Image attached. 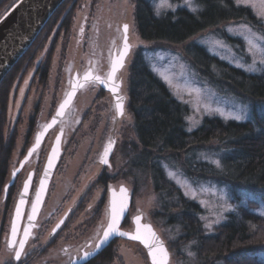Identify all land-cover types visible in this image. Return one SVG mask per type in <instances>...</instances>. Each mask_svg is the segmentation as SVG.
<instances>
[{"label":"rangeland","instance_id":"1","mask_svg":"<svg viewBox=\"0 0 264 264\" xmlns=\"http://www.w3.org/2000/svg\"><path fill=\"white\" fill-rule=\"evenodd\" d=\"M17 1L0 0V17ZM76 1L73 0L68 12H70ZM234 1L237 5L251 8L261 19L264 26V0ZM152 3L155 6L156 13L159 12L160 15L168 11H177L179 8H186L192 12L200 8L195 0L177 2L172 0H152ZM77 5L70 29L59 32L56 27L50 39L34 47L35 49L33 48L34 50L26 58L23 68L21 67L22 70L19 72L18 77L9 86L8 123L4 133L6 137H9L13 132H16L17 137L15 149L9 163V176L0 194V264H20L14 260L15 252L10 250L8 246L11 222L20 194V188L17 186L9 190V194L12 191L14 193L11 201L12 205H7L8 201L6 202V198L8 199V196H5V186L10 182L12 172L17 170L21 161L26 157V151H28L29 147L31 148L34 145L37 133L42 131L54 116L57 107L69 90L74 74L77 71L82 74L92 68L94 66L91 62L93 57L104 58L103 61L106 64L104 68L106 71H110L114 52L117 51L119 53L122 46L124 36L122 26L124 24L129 25V42L133 46L131 54L127 58L126 66L117 75V82L120 80L123 82L121 93L127 96L126 113L122 119L117 120L114 104L112 115L109 118L113 120L115 118V122L107 123L106 119L108 116L104 117L98 127L94 128L93 132H90L91 136L99 144L96 152L93 149L91 150L94 140L92 142L87 137H81L79 145L78 143H71L76 149L74 157L69 163L74 162V165L70 166V171L66 173L67 175L59 188L57 186L51 190L47 204L38 219L37 226L43 220L50 219L51 213L47 210L52 207L51 203L60 205L65 200L66 203L64 205L68 207L74 204L81 197L77 194L80 192L82 185L89 187L91 184L86 198H90L92 203L103 198L104 186L101 180L103 181L104 178L101 175L102 167L101 169L99 168V165L102 164H99L100 162L98 163V161L102 159L108 144L113 142L112 157L114 162H111L110 169L118 177L111 174V177L115 178L108 180L109 183L107 181V185L112 187L111 184L113 183H110L112 181H115L114 184L121 183L120 186L133 190L131 192L134 194L136 203L145 208L144 212L146 214L152 216V214L159 212L160 202L155 192L154 182L151 178L147 179L141 176L135 169L131 171L129 166V158L133 153L135 154L139 151V145L137 135L136 133L134 135L132 130L133 117L128 107V78L133 60L140 51L153 72L169 87L173 96L189 107L190 113L186 118L189 131L198 129L207 116H216L226 121H248L254 118L252 107L245 100H242L232 91L227 90L226 87H216L208 78H203L199 70L189 62L188 57L192 60L194 58L187 51L190 45L203 47L209 54L229 63L232 67L252 75H259L264 72V36L250 25L241 21H230L222 24L217 29L207 30L184 44L174 46L163 42H146L141 39L136 26V3L134 0H79ZM222 34L238 39L241 43L231 45L222 37ZM52 48H54L53 51ZM58 53L60 56L55 69V55ZM31 59L33 60L31 61ZM82 59L85 60L84 63L81 62ZM71 61H74V63L71 64ZM45 74L47 79L45 84H41ZM43 89L45 90L43 91ZM105 92L110 94L106 90L100 91L95 84H89L77 95V100L68 111L63 123L48 133L44 144L35 153V158H39L37 163L41 157L43 164L42 169L38 173L36 172V180L42 176L51 145L57 138L64 122L67 125L72 121L73 126L69 127V130L66 126V133L62 138L63 151L73 137L83 135L82 132H79L80 122L83 123L85 121L89 110L93 109L94 104L105 106L107 100L101 97ZM110 96L113 98L112 94ZM34 101L39 104L35 108L34 105L36 103L33 104ZM101 113L102 110H100ZM237 116L242 117V119H235ZM257 117L264 119V103L257 105ZM31 122H33L32 127ZM75 125H78V127H74ZM102 139H104V144H101ZM136 147H138L137 150ZM213 147L215 146L213 145ZM94 148L96 149V146ZM161 157L164 160L163 170L165 177L180 188L188 199L198 203L203 209L200 218L207 234L214 233L215 228L225 222L226 215L235 208L233 204L235 200H239L237 203L246 204L248 199H253L248 198L244 193H239L237 196L233 193L232 187L227 184L222 185L217 181L203 180L201 178L192 180L185 175L184 168L174 159L170 157L167 159L164 154ZM194 157L200 161L212 163L217 170H222L220 159L211 154L208 149H201L197 157L196 155ZM35 158L26 166V170L31 167ZM92 159H94V162L89 165L88 163ZM119 168L121 170L120 173ZM26 170L21 173L22 177H18L20 182L23 177L27 176ZM78 186V193L73 197L74 190ZM73 187L75 189L71 190ZM35 192L36 187L33 189L32 196ZM69 193H72L71 196H68ZM256 212L264 215V205L256 209ZM209 224L211 227H206ZM167 225L169 226V224ZM157 226L159 225L157 224ZM168 226L166 227L168 228L166 230L167 235L162 230L164 240L170 246L172 244L170 262L168 264H199L196 242L193 240L186 241V243L181 241L182 246L175 247V242H178V239L184 234L179 231V226ZM51 228L47 230L45 235V237L48 235V239L52 231ZM35 233L36 230L34 235ZM50 245L43 243L41 250L37 249L33 256L36 259L35 262L30 264H44L50 261V256L48 255L54 252ZM121 248L127 261H132L133 264H151L144 249L139 247V253H137L135 248H131L126 244H122ZM22 254L23 260L21 259V262H25L29 253L25 250ZM259 259L264 263V255H260Z\"/></svg>","mask_w":264,"mask_h":264},{"label":"trees","instance_id":"2","mask_svg":"<svg viewBox=\"0 0 264 264\" xmlns=\"http://www.w3.org/2000/svg\"><path fill=\"white\" fill-rule=\"evenodd\" d=\"M78 1L68 12L73 0H66L0 83V194L9 176V163L17 137L16 132L9 137L4 133L8 123L9 86L18 77L34 47L50 39L56 27L59 32L70 29ZM134 1L138 33L146 42L179 46L230 21L245 22L264 36L261 19L251 8L237 5L234 0H195L200 7L197 11L179 8L159 16L152 0ZM222 35L231 45L241 43L229 35ZM187 51L194 58L188 57L189 62L201 76L208 78L214 86L226 87L245 100L252 107L254 118L226 121L207 116L198 129L189 131L186 123L189 107L173 96L140 51L133 60L128 78V107L133 117L132 130L139 145V151L129 158L130 169L152 179L160 202V211L156 214H171L173 225L180 227L179 231L184 235L175 242V247H181V241H195L199 264H264L259 259L264 255V215L256 212L264 205V119L257 117V105L264 103V72L259 75L246 73L196 45H190ZM46 79L45 74L40 83L45 84ZM201 149H208L220 159L222 170L195 158ZM162 154L167 159H174L192 180L201 178L227 184L237 196L244 193L253 199H248L246 204L235 200V208L226 215L225 222L216 227L214 233L207 234L200 218L203 209L165 177ZM102 177L104 180L101 182L105 186L107 177ZM13 193L10 192L8 203ZM177 254L180 255L179 252Z\"/></svg>","mask_w":264,"mask_h":264},{"label":"flooded vegetation","instance_id":"3","mask_svg":"<svg viewBox=\"0 0 264 264\" xmlns=\"http://www.w3.org/2000/svg\"><path fill=\"white\" fill-rule=\"evenodd\" d=\"M59 56H60L59 53L55 55V58H56L55 69L57 68ZM103 60H104V58L99 59L98 57H93V61H91V62H92V64H94V66L90 69H92L93 72L97 75L107 77L109 72L105 70L104 66L106 64ZM86 61H87V59H86ZM81 62L84 63L85 60L82 59ZM73 63H74V61H71V64H73ZM110 66H111V64H110ZM77 73L81 76L85 72L80 74V72L77 71ZM92 84L97 85V87L100 89V91H104V89L101 88L100 85H98L97 83H92ZM44 90L45 89H43V91ZM110 94L105 92V94H103L101 96L105 100H107V103L105 104V106H99L97 104H94L93 109L91 111L89 110V113H88L87 117L85 118V121L83 123L80 122L81 126L79 129V132H82L83 135L82 136L78 135L77 137H73L69 141L70 143L68 144V146L64 147V151L62 149V156L63 157L61 156L62 160H59L61 162H58V165L56 167L53 179L50 183L48 193H47V197L44 201L41 212H43V209L45 208V205L47 204V200L49 198V194H50L51 190L57 186L59 188V186L64 181V177L67 175L66 173H68L70 171V166L74 165V162L69 163V161L72 160V158L74 157V151L76 149V148H74V145L71 143H78V145H79L81 137H83V138L87 137L92 142L94 140V144L91 147V150L93 149V151L96 152L99 148V144H98V142L95 141L94 137L91 136L90 132L91 131L93 132V129L98 127L100 121L104 117L108 116V118L106 119L107 123H114L115 122V118H114V120L109 118V116L112 115V108H113V105L115 104L114 99L110 96ZM76 100H77V98H76ZM76 100H75V102H76ZM35 103H36V105H34V108L37 105H39V104H37L38 102L34 101L33 104H35ZM108 105H110V106H108ZM114 109H116L115 105H114ZM100 110H102L101 114H100ZM116 116H117V114H116ZM117 120H120V119L117 118ZM66 126L68 127V130H69V127L73 126V122L70 121L67 125L64 122V124L62 126V129L64 130V135L66 133ZM74 127H78V125H75ZM54 141H53V143H54ZM101 144H104V139L101 140ZM26 146H27V143H26ZM52 146H53V144L51 145V148H52ZM95 146H96V149L94 148ZM62 147H63V141H62ZM51 148H50V151H51ZM29 149H30V147H29ZM29 149H28V151H29ZM28 151H26V153H28ZM37 151H35L33 153L32 157L25 164L21 173L24 170H26V166L31 162V160L33 158H35V153ZM50 151H49V153H50ZM63 152H64V154H63ZM38 159L39 158H35V161L32 163L31 167H29L26 170L27 176L23 177L21 182H20L18 180L19 179L18 177L21 176V173H20L16 179L15 184L9 188V190H11V189H13V187L17 186L20 188V192H21L23 187H24L25 182L28 180V178L30 176H33V182L31 185V190H30V195H29V199H28V204L26 207V212L24 215V219L22 221L21 229H20L19 239L17 240L16 245L14 247L9 246L10 243L8 240L9 249L12 251L14 250V252L17 251L18 245H19V240L21 239V237L24 233V230L26 228L27 219H28L29 213L31 212L33 202H34V198L36 196L37 188L39 186L40 178L38 180H36V172L38 173L42 169L43 164H42L41 157H40L39 162L37 163ZM93 162H94V159H92L91 162L88 164L91 165V164H93ZM111 162L112 163L114 162L112 156L109 160V164L103 165L102 159L98 161L99 164H102V165H99L100 169L102 167L101 175H106V177H107V178H105L106 182L108 181V178L112 179V180L115 178V177H113V178L111 177V174H114L113 170L110 169L111 168ZM109 170H111V171H109ZM133 170L134 169H131V171H133ZM120 171L121 170L119 168V173H120ZM122 171H123V167H122ZM115 176L118 177L117 175H115ZM21 177H20V179H21ZM17 180H18V183H17ZM106 182H105V186L103 185L104 186L103 198H101L97 202L92 203L90 198L89 199L86 198V194L88 193L91 186L89 187L88 191H86L88 186L82 185L79 193H78L79 186L76 189H75V187H73L71 189V190L75 189L73 197L77 193H78L77 195H79L81 197H79V199L77 201H75L74 204H71L69 207L67 205H64L66 203L65 200H63V203H61L60 205H57V204L54 205L53 203H51L52 207L47 210L48 212L51 213L50 219L43 220L41 223H39L38 226H37V224H38V220H37L35 228L32 232V235H31V237H30V239H29V241H28V243L24 249V251L26 250V252L29 253L26 261L21 262L23 260V257H22L23 254L21 256L22 260L21 259L16 260L15 258H14V260L18 261L20 264H30V263L35 262L36 259L33 258V256H34L36 250L40 249L42 247V244L45 243L46 245L51 244L50 246L54 249V252L51 253L50 255H48V256H50V261H48L47 263H44V264H133L132 261H127V259L125 258V255L123 254L122 248H121L122 244H126V245L130 246L131 248H135L137 253H139V247H140L141 249H144V251L146 253L147 252L146 248L144 247L142 242L139 240L141 238L146 240V239H149V237H153L152 236V233H153L152 229L165 242L169 252H171L172 251L171 246L164 240V238H163L164 234L162 232V230H163L165 235L168 234V233L166 234V230L168 229V228H166L168 226L167 224H169V226H175V224L173 225V223L171 222V220H172L171 214H167V215L152 214V216L149 214H146V212H144L145 208H142L138 203H136V201L134 199V194L132 193L133 190H129V189L128 190L132 196V201H131V204L128 208V211H127L125 218L123 219L122 223L120 224L119 231L123 232V233H127L131 237L139 235L140 239L139 240L131 239V238L127 237L128 235L116 236V237L112 238L108 242V244L105 245L101 249V251H99V252L96 251L97 249L95 248V244L98 243L99 240L103 237V232L107 229V225L109 224V220H110L111 205H110V194L109 193L111 190H114V189L119 191L120 188L122 187V186H120L121 183L120 184H114L115 181L110 182V183H113V184H111L112 187L108 186ZM108 183H109V181H108ZM102 184H104V183H102ZM35 187H36V192L32 196V192H33V189ZM9 190L7 193L8 197H9ZM71 194L69 193L68 196H71ZM7 201H8V199L6 198V202ZM11 201H12V199L9 201V203H7L8 206L12 205ZM158 211H160V210L158 209ZM41 212H40V214H41ZM39 217H40V215H39ZM39 217H38V219H39ZM137 217H139L138 220H137ZM156 223L159 226H157ZM50 227H52L51 228L52 231L49 234V239H48V235H47V237H45V235L47 234V230ZM149 229H151L150 232H149ZM35 230H36V233L34 235ZM9 235H10V232H9ZM129 243H131V244H129ZM24 251H23V253H24ZM85 251H88L91 253H94V252H97V253L94 255V257L86 260V258L83 257V254ZM146 254L148 255V252ZM148 257H149V255H148Z\"/></svg>","mask_w":264,"mask_h":264},{"label":"water","instance_id":"4","mask_svg":"<svg viewBox=\"0 0 264 264\" xmlns=\"http://www.w3.org/2000/svg\"><path fill=\"white\" fill-rule=\"evenodd\" d=\"M65 2L66 0H18L16 3L13 4L11 8H9V10H7L0 17V83L5 78V76L10 72V70L20 61V59L31 48V46L36 41L39 34L44 29L47 22L51 19V17L54 15L57 9ZM124 25L122 26L123 34H124ZM127 35H128V43L130 45L129 51L124 57L123 67L118 68L117 72L115 73V75L112 77L111 80H109V75L111 74L112 65H113V62L119 58L120 53L123 50L124 39L122 40V46H121L119 53H117V51L114 52L110 71L107 77H103V76L95 74L92 69L86 71L81 76L77 72L74 74L73 78L71 79L69 90L66 96L63 98V100L59 104V106L57 107L54 116L51 118L50 122L43 128V130L37 133V137H39V143H37V137H36L35 143L29 149L26 157L21 161L17 170L12 172L11 180L5 186V196L7 195L9 188L15 184L18 175L23 170L25 164L30 160L33 153L42 147L48 133L53 128L63 123L68 111L74 105L77 95L87 85L92 84V83H97L98 85H100L101 88H103L106 91H109L113 96L115 106L117 105V103H121L123 105L122 115L118 113V109L116 108L117 118L121 119L122 117H124L126 113L127 96L121 93L122 88H123V82L122 80L117 82V75L126 66L127 58L131 54V50L133 49L132 44L129 42V25H128ZM86 74L88 76L87 80H85ZM101 80L105 81V83H101L100 82ZM113 85L118 86L115 92L112 91ZM66 101L67 103H65ZM61 105H63V107H61ZM63 135H64V130L61 128L59 134L57 135V138L55 139L53 143V146L48 155L42 176L40 178L39 186L37 188L36 196L33 202V205L36 206V213L35 215H33V206H32L29 216H32L33 218L29 220V216H28L27 225L25 228L28 230L29 235L27 238H25V235L23 233L21 239L19 240V242L21 240H25L24 249L35 228V225L40 215L44 201L47 197L50 183L53 179L56 167L61 158ZM113 148H114V142L111 143V150L109 154L106 157L103 154L102 158L108 161L107 164H109V160L113 154ZM102 164L104 165L105 163L102 162ZM26 182L28 183V189L27 191H25L23 187L22 191L20 192L18 196V200L16 202L17 204L14 209V214H13V218L11 222V230H10V235H9V243H10L9 246L10 247H14L16 245L17 240L19 239L20 229H21L22 221L24 219L25 212H26V207L28 204L31 185L33 182V176H30ZM89 187L86 189V191H88ZM122 188L125 189L126 192L122 193L121 192ZM109 194H110V205H111L110 209H112L113 204H115V206L118 209L123 204L125 210L122 213H120V218L118 219L116 223V229H117L116 233L111 235L109 239L103 244V246L100 249L96 250L97 252L101 251V249L105 245H107L108 242L112 238L116 236H120L119 235L120 224L125 218L128 208L132 201V196L129 193L128 188L125 186H122L119 191L115 189L111 190ZM38 196H39V201H37ZM22 199L24 201L23 203H21ZM17 210H19V214H17ZM110 222H111V212H110L109 223ZM13 224H15L16 226L15 236L12 235ZM152 231L155 234V238L158 239L159 244L155 245L154 247L150 249V246L153 244L154 237H149V239H146V240L141 238L139 241H141L144 247L146 248L148 255H149L150 262L152 264H154L152 252H156V249L160 247L164 249L167 255L166 257H164L162 253L157 252L156 253L157 260H160L163 258L165 260V264H168L170 262V252L165 242L159 237V235L153 229ZM127 237L130 238L131 236L128 235ZM17 250H19V245H18ZM97 252H94L93 255L89 258H86V260L94 257V255Z\"/></svg>","mask_w":264,"mask_h":264},{"label":"snow or ice","instance_id":"5","mask_svg":"<svg viewBox=\"0 0 264 264\" xmlns=\"http://www.w3.org/2000/svg\"><path fill=\"white\" fill-rule=\"evenodd\" d=\"M238 2H239V0H238ZM156 14L160 15L159 12H157ZM127 33H128V25L125 24L124 25V36H123V39H124L123 50L121 51L119 58L116 61L113 62L111 74L109 75V80L112 79V77L117 72L118 68L123 67L124 57L126 56L127 52L129 51V48H130V45L128 43V35H127ZM87 79H88V76L86 74L85 75V80H87ZM97 79H98V77H97ZM100 82L101 83H105V81H103V80H101ZM117 87H118L117 85H113L112 91L115 92L117 90ZM65 103H67V101ZM61 107H63V105H61ZM116 108L118 109V113L120 115H122L123 114V105L121 103H117ZM235 119L239 120V119H242V117L237 116V117H235ZM37 143H39V137H37ZM110 150H111V143L108 145V147L105 148V152H104V156L105 157L109 154ZM102 162L105 163V164L108 163V161L106 159H103V158H102ZM49 166H51V165H49ZM14 175H15V173H14ZM24 189H25V191H27V189H28V183L27 182L24 185ZM121 192L124 193V192H126V190L122 188ZM37 201H39V196L37 197ZM23 202L24 201L22 199L21 203H23ZM124 210L125 209H124L123 204L120 206L119 209L115 206V204H113L112 209H111V222L107 225V229L103 232V237L99 240L98 243L95 244V248L96 249H100L103 246V244L109 239V237L116 233V231H117L116 223H117L118 219L120 218V213H122ZM35 213H36V206L33 205V215H35ZM17 214H19V210H17ZM32 218H33L32 216H29V220H31ZM138 219H139V217H137V220ZM206 227H211V225L210 224L206 225ZM150 231L151 230L149 229V232ZM12 235L13 236L16 235V226H15V224H13V227H12ZM24 235H25V238L28 237L29 233H28L27 229L24 230ZM119 235L120 236H126L128 234L120 232ZM152 236L154 237V239H153V244L150 246V249L152 247H154L155 245L159 244V241H158L157 238H155V234L154 233H152ZM130 238L139 240L140 236L136 235V236H132ZM24 245H25V240H21L19 242V250L15 251V259L16 260H20L21 259V255H22V251L24 249ZM157 252L162 253L164 257H166V255H167V253L164 251V249L162 247L157 248L156 252H152L154 264H165V260L163 258L160 259V260H157V255H156ZM92 255H93V253L85 251L84 254H83V257L84 258H89Z\"/></svg>","mask_w":264,"mask_h":264}]
</instances>
